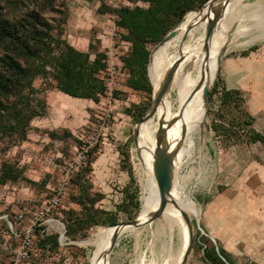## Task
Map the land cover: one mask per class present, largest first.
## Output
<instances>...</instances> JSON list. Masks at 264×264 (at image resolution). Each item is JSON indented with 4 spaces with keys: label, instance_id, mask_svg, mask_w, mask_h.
Masks as SVG:
<instances>
[{
    "label": "rangeland",
    "instance_id": "374dc122",
    "mask_svg": "<svg viewBox=\"0 0 264 264\" xmlns=\"http://www.w3.org/2000/svg\"><path fill=\"white\" fill-rule=\"evenodd\" d=\"M37 2L0 0V10L14 19L39 10L57 30L63 29V36L76 47L88 51L92 43L93 51L111 52L110 61L118 74L112 84L113 93L100 102L60 96L61 109L50 101L54 88H47L42 78L36 79L35 86L43 89L39 94L44 102L39 106L43 114L31 120L25 140L8 136L0 139V178L10 171L13 175L7 183L0 181V186L8 185L4 190L0 187V192L8 195V199L0 200V209L14 215L18 202L13 199L17 197L27 198L28 206L35 209L51 197L69 171L71 180L58 213L65 234L59 237L58 232L52 233L58 235L59 246L44 249V236L37 231L30 261L91 264L96 246L90 240L100 243L113 228L109 226L111 221L128 222L143 206L144 187L148 188L144 174L146 144L139 132L135 143L134 129L145 116L144 108L149 110L153 93L151 96L127 86L128 74L120 56L129 52L130 44L120 38L117 15L109 9L107 0H55L49 7L45 6L46 0ZM117 2L125 4V0ZM231 5L233 12L218 34L222 39L230 37V42L210 84L202 124L177 144L178 165L170 199L180 203L189 197L198 209L197 214L186 212L192 222L193 244L185 264H213L205 260L204 250L216 244L214 239L226 247L235 264H264V143L249 137L253 130L264 136V0H239ZM201 39L204 41L202 26L175 39L169 45V54L184 41L196 45ZM254 46L249 55H242ZM154 47L157 44L148 45L150 52ZM212 49L217 53L215 43ZM171 94V113L177 115L179 103L176 94ZM149 120L151 135L156 138L163 121L156 114ZM102 124L106 129L101 128ZM230 127L234 128L233 137L229 135ZM91 132L100 133L93 148L97 152L91 155V166L86 162L88 155L79 165L76 156L81 139ZM126 149L130 154L127 162L123 155ZM127 165L132 167L133 176ZM78 172L80 181L88 185L83 192L77 185ZM133 195L140 202L139 208L129 204ZM87 215H92L96 224L76 223L71 233L67 232L68 217ZM169 230L168 221L160 217L125 232L110 255L107 248L104 264L175 263L183 240L177 227L174 232Z\"/></svg>",
    "mask_w": 264,
    "mask_h": 264
},
{
    "label": "trees",
    "instance_id": "16d2710c",
    "mask_svg": "<svg viewBox=\"0 0 264 264\" xmlns=\"http://www.w3.org/2000/svg\"><path fill=\"white\" fill-rule=\"evenodd\" d=\"M34 1L38 5L37 0ZM55 0H46L45 6H52ZM132 5H120L109 9L115 11V21L120 38L130 44L129 52L121 55L122 68L127 72V86L133 90L145 91L152 96L153 87L148 76L150 64L149 44H157L177 25L190 10L202 7L208 0H126ZM140 2L146 4L142 5ZM102 2V6H103ZM63 29L54 27L37 9L28 11L19 18H9L0 10V139L8 136L14 140H25L31 120L43 114L39 106H44L39 97L43 89L35 86L38 78L48 88L55 87L73 97L88 98L98 103L107 96V54L106 51L80 50L63 36ZM155 48V47H154ZM255 49L251 47L250 50ZM249 49L243 51L246 55ZM94 54V57H92ZM46 88V89H47ZM45 89V88H44ZM230 94L226 92V95ZM152 98V97H151ZM147 108H144L143 115ZM229 135L234 136L230 127ZM252 141L264 143V136L255 130L249 135ZM91 150L88 164L91 166ZM89 155L90 158L89 159ZM126 162L130 159L129 151H123ZM133 176L132 167L127 165ZM79 189L86 190L88 185L80 181ZM76 175V176H77ZM11 171L6 172L0 181L7 183ZM14 180L17 176L14 175ZM75 180V179H73ZM129 204L139 208L136 195L129 199ZM78 220V221H77ZM67 232L71 233L76 223L96 224L92 215L86 217H68L65 220ZM111 223H116L111 221ZM44 249L59 246L57 234L46 235L41 242ZM204 258L213 264H227L230 254L216 244L204 250Z\"/></svg>",
    "mask_w": 264,
    "mask_h": 264
},
{
    "label": "bare ground",
    "instance_id": "6f19581e",
    "mask_svg": "<svg viewBox=\"0 0 264 264\" xmlns=\"http://www.w3.org/2000/svg\"><path fill=\"white\" fill-rule=\"evenodd\" d=\"M238 1L239 0L230 1L214 31L213 37L208 42L205 40L207 21L204 19L205 15L208 14V6H204L201 11L192 10L187 15L185 14L186 16H183L181 23L176 26V35L154 48L150 54L151 64L149 76L153 86V93L160 88L168 70L173 66L177 69L172 85L163 100L160 102L155 113L163 121V128L165 129L168 145L175 151H177L178 142H180V140H182L187 134L189 135L191 131L199 129L202 124V114L207 101V96L204 94V87L207 83L211 84L212 79L214 78L215 72L218 69L217 55L222 48V38L218 34L220 33V29L223 31V25L226 19L233 12L231 10V4ZM201 26L204 41L201 39L196 45H190V43L184 41L173 50L172 55L169 54V45L175 39L180 35L187 36L190 32L197 30ZM214 43L217 45V53L212 49ZM180 73L181 75L178 77ZM171 93L176 94V99L179 103V113L177 115H172L171 113L172 104L168 99ZM138 132L146 144L144 174L145 179H147L148 188L147 186L144 187V202L137 216L140 220H144L147 219L160 204L158 186L153 171L156 138H153L151 135L152 131L149 119L139 124ZM176 154H178V152ZM177 165L178 162L175 161V168H177ZM174 171L176 172V170ZM175 201L170 199L164 213L162 214V218L168 221L170 232H174L175 227L178 228L179 236L183 240L181 254L175 263H173L180 264L189 239L188 224L182 211L185 213L191 211L194 214H197L198 209L194 201L189 197H186L185 200L180 203H176ZM115 229L116 228L113 227L100 243L93 239L90 240V242L96 246L95 253L91 258V264H104V254L106 253L107 248H109L108 246L112 241ZM135 229L136 228L133 226L126 225L119 229L118 234L122 235L129 230L132 231Z\"/></svg>",
    "mask_w": 264,
    "mask_h": 264
},
{
    "label": "built area",
    "instance_id": "2783aa9c",
    "mask_svg": "<svg viewBox=\"0 0 264 264\" xmlns=\"http://www.w3.org/2000/svg\"><path fill=\"white\" fill-rule=\"evenodd\" d=\"M113 7H119L117 0H107ZM126 5H132V2L126 1ZM107 54V96L112 91L114 78L118 74V69L112 65L110 58L111 52ZM121 61V60H120ZM102 129L106 127L102 124ZM104 134V132H101ZM106 134V133H105ZM100 133L91 132L87 138H82L76 161L81 165L88 153L99 142ZM78 166V165H77ZM71 175L69 171L62 176L58 185L54 189V193L49 198H45L35 209L28 206V199L25 197H17L13 200L18 202L17 210L14 215L9 212L0 213V254L2 255V264H32L30 259L34 251L35 238L37 231L43 236L50 235L54 232L59 233V237L65 234V224L58 217L59 208L63 196L67 192ZM4 190L7 184L0 186ZM5 192H0V200H6Z\"/></svg>",
    "mask_w": 264,
    "mask_h": 264
},
{
    "label": "water",
    "instance_id": "95a60500",
    "mask_svg": "<svg viewBox=\"0 0 264 264\" xmlns=\"http://www.w3.org/2000/svg\"><path fill=\"white\" fill-rule=\"evenodd\" d=\"M231 0H208L203 6H208V14L205 15L204 19H206V32H205V40L208 42L214 35V31L221 20L226 8L228 7ZM202 10V7L199 9ZM182 20V19H181ZM176 35V27L172 28L165 37H163L158 43L157 46L163 44L164 42L170 40ZM230 42V37H229ZM229 44V43H228ZM228 48V45H224L218 55H217V65L220 64V61L224 54L226 53ZM176 68L175 66L171 67L168 72L166 73L164 80L155 93H153L151 106L145 116L137 123L136 128L134 129V140L136 143L137 136H138V124L150 119L153 117L158 109V106L160 102L163 100L167 92L169 91L172 82L174 80ZM149 76V74H148ZM150 79V76H149ZM151 82V79H150ZM152 84V83H151ZM209 88L210 84L207 83L204 87V94L207 96L209 95ZM177 151L174 149H171V147L168 145L166 141V134L165 129L163 128V125L160 123L158 125V128L156 130V149L154 151V160H153V171H154V177L156 184L158 186V192L160 197V204L158 208L147 218L144 220H140L138 217H135L131 219L128 222L124 223H112L109 226L115 227V233L113 235L112 241L108 248V255L111 254L113 251L118 237L120 236L118 234L119 229L123 226L130 225L134 228L145 226L154 220L162 217V214L164 213V210L166 209V206L168 202L170 201V195L171 190L174 185V170H175V156ZM182 214L188 224V231H189V239H188V245L187 248L183 254V257L180 261V264H185L188 256L192 250V244H193V227L192 222L188 214H186L184 211H182ZM197 224L199 223V220L196 218Z\"/></svg>",
    "mask_w": 264,
    "mask_h": 264
},
{
    "label": "crops",
    "instance_id": "0c3cea01",
    "mask_svg": "<svg viewBox=\"0 0 264 264\" xmlns=\"http://www.w3.org/2000/svg\"><path fill=\"white\" fill-rule=\"evenodd\" d=\"M239 33L240 34H246V32H244V31H239ZM223 40V42H222V47L224 46V45H228V43H229V38H228V36L227 37H225V39H222ZM72 44V43H71ZM73 45V44H72ZM89 45H90V43H89ZM75 46V45H74ZM76 47V46H75ZM255 47V46H254ZM76 48H78V47H76ZM78 49H80V50H84V49H82V48H78ZM255 49H256V47H255ZM255 49H252V50H250V48H249V51H248V53L246 54V55H244V54H242V55H244V56H247V55H249L250 54V52L251 51H254ZM86 51V50H85ZM93 55V57H94V54H92ZM55 90H57V91H55ZM50 94H52V95H50V101L52 100V102H54L55 103V105L59 108V109H61V107H60V102H59V100H60V96L61 97H65V96H67V97H69V98H72L73 96H71V95H69V94H66V93H64V92H62V91H60L59 89H57V88H55L54 87V90L50 93ZM74 98H78V97H74ZM79 99H88V98H79ZM90 100H92V99H90ZM93 101V100H92ZM4 212H6L5 211V209H0V213H4ZM214 241L216 242V245L218 246H222L229 254H230V258H231V261L235 264V262L233 261V259H232V255H231V253L226 249V247L225 246H223V245H221L220 243H219V241L218 240H215L214 239ZM0 263L2 264L3 262L2 261H0ZM227 264H231L230 262H228L227 261Z\"/></svg>",
    "mask_w": 264,
    "mask_h": 264
}]
</instances>
